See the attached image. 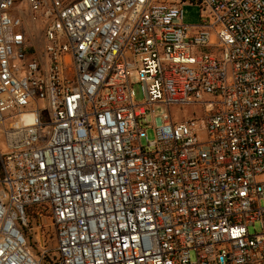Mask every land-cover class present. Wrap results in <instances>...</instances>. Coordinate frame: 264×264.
I'll return each instance as SVG.
<instances>
[{"label": "built area", "instance_id": "2783aa9c", "mask_svg": "<svg viewBox=\"0 0 264 264\" xmlns=\"http://www.w3.org/2000/svg\"><path fill=\"white\" fill-rule=\"evenodd\" d=\"M0 139V264H264V0H0Z\"/></svg>", "mask_w": 264, "mask_h": 264}, {"label": "rangeland", "instance_id": "374dc122", "mask_svg": "<svg viewBox=\"0 0 264 264\" xmlns=\"http://www.w3.org/2000/svg\"><path fill=\"white\" fill-rule=\"evenodd\" d=\"M182 11H183V22L184 24H188V25H195L198 23L199 19H198V16H199V7L198 5H192V4H189V3H182ZM140 96L137 94V99H139ZM157 113L159 114H162L164 113V111L161 109V110H156ZM173 112H174V116L176 117H186L188 115V112H184L183 115H177V112L176 110L173 109ZM146 136L148 138V140H152L153 139V132L148 129L146 130ZM1 139H0V148H2V145H1ZM264 205V203H263ZM30 227L32 228V231H33V236L30 237V241L28 242L29 243V246H30V249L37 253V250L36 249H53L54 248V239H53V230L48 226L46 229L47 231H43V229H38L37 228H34V226H31ZM54 264L55 261H51V259H46L45 260V263L44 264Z\"/></svg>", "mask_w": 264, "mask_h": 264}, {"label": "trees", "instance_id": "16d2710c", "mask_svg": "<svg viewBox=\"0 0 264 264\" xmlns=\"http://www.w3.org/2000/svg\"><path fill=\"white\" fill-rule=\"evenodd\" d=\"M0 178H1V167H0Z\"/></svg>", "mask_w": 264, "mask_h": 264}]
</instances>
